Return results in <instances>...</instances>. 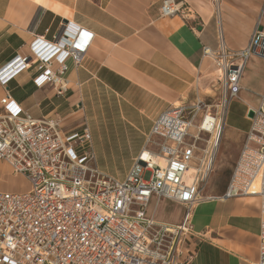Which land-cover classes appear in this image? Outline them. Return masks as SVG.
Instances as JSON below:
<instances>
[{
    "label": "built area",
    "instance_id": "built-area-1",
    "mask_svg": "<svg viewBox=\"0 0 264 264\" xmlns=\"http://www.w3.org/2000/svg\"><path fill=\"white\" fill-rule=\"evenodd\" d=\"M191 13L184 0H163L159 8L162 17ZM260 26L240 50H228L222 35L216 50L204 48L219 66L218 100L198 98L160 111L123 178L100 169L87 121L82 132L65 137L57 116L36 118L7 92L0 101V160L23 175L30 188L0 191V264H188L194 210L204 199L201 185L212 171L230 105L243 89L247 62L264 59ZM94 36L85 26L62 22L53 40L36 36L31 55L0 68V83L7 86L36 67V86L49 83L64 96L68 60L82 65ZM252 109L246 141L222 197L261 196L258 264H264V91ZM194 162L198 167L188 176ZM152 200L155 210L162 200L182 205L181 221L157 220L149 213Z\"/></svg>",
    "mask_w": 264,
    "mask_h": 264
},
{
    "label": "crops",
    "instance_id": "crops-1",
    "mask_svg": "<svg viewBox=\"0 0 264 264\" xmlns=\"http://www.w3.org/2000/svg\"><path fill=\"white\" fill-rule=\"evenodd\" d=\"M162 1L0 0V68L17 56L31 55L30 44L36 36L53 40L62 22L72 21L95 34L82 65L68 60L66 95L57 96L49 83L36 86L37 68L32 67L7 86L0 83V101L10 92L34 117L57 116L65 137L83 131L88 122L86 104L97 86L125 99L133 88L139 89L160 103L155 107L160 111L192 104L198 98L215 102L219 91L214 75L219 66L204 55V48L216 50L221 35L230 51L246 47L263 0H184L192 10L186 18L160 16ZM57 67L54 62L53 68ZM242 86L238 100L245 105L243 119L247 120L248 111L258 105L264 91V59L252 57L247 62ZM248 130L242 123L225 125L218 148L220 161L226 139L235 138L237 149L243 147ZM148 147L155 149L152 144ZM237 153L230 165L236 163ZM6 169L16 176L10 165L0 160V182ZM228 183L207 186L204 199L194 210V233L189 238L193 256L188 264H258L260 260L261 196L223 198ZM163 201L180 209L179 217L159 219L155 207L149 213L159 221L179 223L184 207Z\"/></svg>",
    "mask_w": 264,
    "mask_h": 264
},
{
    "label": "rangeland",
    "instance_id": "rangeland-1",
    "mask_svg": "<svg viewBox=\"0 0 264 264\" xmlns=\"http://www.w3.org/2000/svg\"><path fill=\"white\" fill-rule=\"evenodd\" d=\"M258 22L264 27V3ZM218 74L217 71L214 79L218 77ZM95 90L90 94L86 104V115L93 134L98 164L105 173L123 178L146 138L144 134L149 131L152 120L160 111V108H155L160 107V103L147 93L135 88L131 90L126 99L101 86H97ZM207 91L209 92V89H205V92ZM206 102L212 103V100L207 99ZM166 108L168 107L164 109ZM244 110L245 105L241 100L233 101L227 117V127L242 123L245 127L250 128V118L243 119ZM1 113L2 107L0 108ZM237 144L235 138L226 139L220 149L221 161L218 150L214 169L201 185L203 196H205L204 190L207 186L212 188L217 186L219 182L229 181L235 165L234 162L232 165L229 162L232 161L236 151L239 156L242 147L241 145L237 149ZM7 171L9 169L1 174L0 191L20 192L29 190L30 184L23 175L11 176ZM154 207L155 201L152 200L149 211L152 212ZM156 212L159 219L166 221L173 220L181 214L180 209L169 204V202L165 203V201L160 202Z\"/></svg>",
    "mask_w": 264,
    "mask_h": 264
},
{
    "label": "bare ground",
    "instance_id": "bare-ground-1",
    "mask_svg": "<svg viewBox=\"0 0 264 264\" xmlns=\"http://www.w3.org/2000/svg\"><path fill=\"white\" fill-rule=\"evenodd\" d=\"M218 72H219V70H218ZM228 120V119H227ZM217 153H218V151H217ZM217 153H216V156H217ZM216 156H215V159H216ZM214 164H215V160H214V162L212 163V166H211V168H212V171H213V169H214ZM198 167V165H197V163L196 162H194L193 164H192V167H191V169L188 171V176H190L192 173H194L195 172V168H197ZM190 182V181H189Z\"/></svg>",
    "mask_w": 264,
    "mask_h": 264
},
{
    "label": "water",
    "instance_id": "water-1",
    "mask_svg": "<svg viewBox=\"0 0 264 264\" xmlns=\"http://www.w3.org/2000/svg\"><path fill=\"white\" fill-rule=\"evenodd\" d=\"M264 27L263 26H260V29L262 30ZM247 116L249 118H252L254 116V110L253 109H250L247 113Z\"/></svg>",
    "mask_w": 264,
    "mask_h": 264
}]
</instances>
